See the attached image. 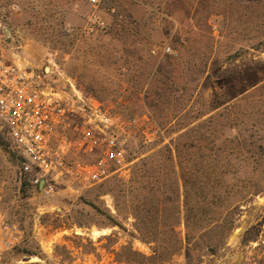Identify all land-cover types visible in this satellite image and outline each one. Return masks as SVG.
Segmentation results:
<instances>
[{
  "label": "rangeland",
  "instance_id": "374dc122",
  "mask_svg": "<svg viewBox=\"0 0 264 264\" xmlns=\"http://www.w3.org/2000/svg\"><path fill=\"white\" fill-rule=\"evenodd\" d=\"M14 4L20 11L8 12ZM0 10L13 34L9 60L29 62L59 83L67 77L125 117L149 113L163 131L151 146L136 137L133 160L118 176L77 194L60 192L49 204L30 187L22 189L20 158L0 130V199L24 235L13 259L45 258L49 243L52 255L74 264L83 257L114 264L127 243L149 254L135 237L128 198L117 202L107 185L117 177L126 181L134 164L157 160L162 147L172 149L175 138L192 129L191 135L204 134L207 151L225 142L229 152L228 141L239 132L260 147L259 157L229 169L236 175L228 188L238 193L226 199L222 215L233 216V229L223 237L204 235L216 242L199 241L188 256L183 251L167 264H264V0H98L95 6L0 0ZM97 17L105 27L87 33ZM213 136L217 145L210 143ZM253 185L260 193L251 197L246 190Z\"/></svg>",
  "mask_w": 264,
  "mask_h": 264
},
{
  "label": "built area",
  "instance_id": "2783aa9c",
  "mask_svg": "<svg viewBox=\"0 0 264 264\" xmlns=\"http://www.w3.org/2000/svg\"><path fill=\"white\" fill-rule=\"evenodd\" d=\"M7 11L19 12L20 7L14 4ZM7 20V13L0 10V130L20 158L21 183L26 178L40 199L51 204L60 192L77 194L117 175L129 163L136 137L147 146L160 141L163 131L149 113L125 117L83 93L67 77L59 83L29 62L9 60L5 51L13 34ZM104 27V20L97 17L85 31L92 34ZM49 210L58 211L53 206ZM23 240L22 230L7 216L0 199V264L75 263L52 255L51 243L45 258L13 259ZM78 261L99 264L85 257Z\"/></svg>",
  "mask_w": 264,
  "mask_h": 264
},
{
  "label": "trees",
  "instance_id": "16d2710c",
  "mask_svg": "<svg viewBox=\"0 0 264 264\" xmlns=\"http://www.w3.org/2000/svg\"><path fill=\"white\" fill-rule=\"evenodd\" d=\"M202 124H197L196 129L200 130ZM191 130L177 136L172 149L162 147L157 160L134 164L126 181L117 177V184L107 185V191L117 192V202L128 198L135 237L149 248V254H143L130 243L122 245L115 252L114 264H167L183 251L188 256L190 247L199 241H215L214 237L205 239L204 235L223 237L233 229V216L222 215L227 209L226 199L238 193L228 188V180L236 175L230 170L236 165L244 168L251 155L257 160V147H260L249 145L238 132L228 141L233 146L229 152L225 142L215 151H207L205 146L209 142L204 134L197 131L196 135H191ZM218 140L213 136L210 143L217 145ZM131 160V157L127 159ZM21 186L23 190L29 187L26 178ZM258 193L260 190L254 185L246 190L251 197ZM112 225L122 228L118 221H113Z\"/></svg>",
  "mask_w": 264,
  "mask_h": 264
},
{
  "label": "crops",
  "instance_id": "0c3cea01",
  "mask_svg": "<svg viewBox=\"0 0 264 264\" xmlns=\"http://www.w3.org/2000/svg\"><path fill=\"white\" fill-rule=\"evenodd\" d=\"M142 246L145 248V250H148V248L145 244H143Z\"/></svg>",
  "mask_w": 264,
  "mask_h": 264
}]
</instances>
